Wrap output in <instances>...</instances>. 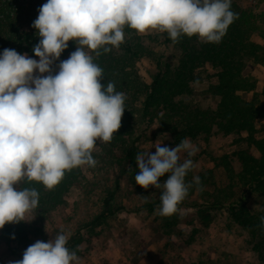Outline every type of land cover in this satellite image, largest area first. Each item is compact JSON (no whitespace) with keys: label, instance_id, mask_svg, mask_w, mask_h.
<instances>
[{"label":"clouds","instance_id":"9594fccd","mask_svg":"<svg viewBox=\"0 0 264 264\" xmlns=\"http://www.w3.org/2000/svg\"><path fill=\"white\" fill-rule=\"evenodd\" d=\"M237 18L231 0H47L32 24L40 37L33 48L39 60L14 49L0 54V229L26 221L38 207L39 193L20 189L22 180L53 189L66 171L95 167L97 142L110 143L120 129L126 96L113 82L101 83L103 69L90 51L100 56L109 45L118 48L125 26L138 34L167 32L173 43L186 35L218 44ZM69 41L76 51L53 75ZM161 145H153L155 153L137 154L135 183L161 190L159 214L167 217L188 195L192 185L185 178L198 148L188 138L174 148ZM193 181L201 183L198 176ZM67 241L62 231L54 240H38L12 264H73L78 256Z\"/></svg>","mask_w":264,"mask_h":264},{"label":"trees","instance_id":"16d2710c","mask_svg":"<svg viewBox=\"0 0 264 264\" xmlns=\"http://www.w3.org/2000/svg\"><path fill=\"white\" fill-rule=\"evenodd\" d=\"M41 2L0 0V54L5 49H14L19 54L36 57L33 48L39 43L40 37L32 24L39 15ZM231 10L238 18L218 44L204 43L196 36L190 38L186 35L173 43L168 33L163 32L164 41L180 51L179 57L173 63L156 61L157 67L150 75L149 83L139 79L132 70L135 61L148 56L150 51L142 42L140 34L127 26L124 29V42L118 48L109 45L110 52L104 53L101 49L100 56L91 51L89 54L103 69L101 83L106 85L109 81L113 82L115 90L123 92L126 98L134 91L136 96L141 95V119L152 121L162 132L171 134L175 146L184 138L192 140L207 137L214 128L225 136H237L244 143L237 145L231 154L223 155L220 163H217L225 176L220 183L214 181L211 171L194 174L190 170L185 180L192 186L182 203L196 208L203 226L210 223L211 210L224 207L230 220L247 231L251 249L264 264V224L261 223V217H264V82L257 91L255 80L244 73L247 61L264 67V45L253 37H264V11L260 14L251 13L237 0H231ZM68 45L59 61L65 58L67 52L76 51L77 47L72 42L69 41ZM205 66L212 73L205 80V88L198 92L194 84L204 82L201 76ZM246 92H251V96H245ZM199 93L202 103L193 102ZM207 98H215V104L203 103ZM137 141L138 134L129 132L123 113L121 127L109 144L122 146L123 157L116 159L119 175L127 177L137 191L145 194V189L135 183V175L139 172L135 159ZM97 156L94 150L93 158L96 160ZM196 176L200 178V185L193 181ZM83 177L82 166L66 171L63 180L51 190L40 182L28 181L26 178L22 180L18 185L20 189H35L39 193L38 207L26 215V221L9 223L0 229V243H4L13 255L20 257L24 253L20 246L27 241L31 231L39 229L48 214L64 202L70 190L80 185ZM160 179L165 181L167 174ZM114 182V186L105 191L102 210L85 223V228H91L113 214L112 201L118 187L117 177ZM240 188V193H246L247 197L250 193L260 197L256 209L248 207L243 195L235 197ZM195 193L200 201L192 199ZM145 202L149 211H157L162 235L167 238L174 235L177 213L161 216L160 200L146 199ZM79 243V237L74 239L73 236L68 239L66 246L79 255Z\"/></svg>","mask_w":264,"mask_h":264},{"label":"rangeland","instance_id":"374dc122","mask_svg":"<svg viewBox=\"0 0 264 264\" xmlns=\"http://www.w3.org/2000/svg\"><path fill=\"white\" fill-rule=\"evenodd\" d=\"M237 1L251 13L260 14L264 11V0ZM45 3L47 0H42L41 5ZM140 36L150 53L137 59L132 71H135L139 79L149 83L150 75L157 67L156 61L173 63L179 57L180 51L173 44L164 41L162 33L157 30H150ZM253 37L264 45V37ZM70 42L77 47L74 41ZM70 54L71 51L67 52L61 61L68 59ZM27 55L39 60V57ZM61 61L57 60L52 65L53 75L58 73ZM211 73L212 70L205 66L201 76L204 82L194 84L198 92L205 88V80ZM244 73L255 80L256 90L259 91L264 82V67L247 61ZM135 93L134 91L127 96L124 115L129 132L138 134L137 154L147 150L155 153L153 145L156 142H162L161 146L174 148L171 134L162 132L154 122L141 119L139 109L142 97L136 96ZM200 94L192 101L202 103ZM244 95L250 97L251 92ZM215 102V98H207L203 103L214 105ZM239 140L237 136L223 135L216 128L207 137L190 140L198 148L195 156L191 157V171L194 174L211 171L214 181L220 183L225 176L217 163H220L223 155L231 154L237 145L244 144ZM95 152L98 154L96 166H82L84 177L80 185L70 190L64 202L48 214L39 229L31 231L27 241L21 245L25 248L20 246L22 250L25 251L38 240H54L56 234L62 231L68 239L73 236L74 239H80L78 247L81 253L77 255L78 261L73 264H261L248 243L247 231L230 220L224 207L211 210L210 223L203 226L199 222L196 208L186 205L185 202L181 203L177 211L176 233L169 238L162 235L157 211H149L145 204L146 199L160 200L161 190L150 186L145 190V194H142L127 177L119 175L116 159L123 157L122 146H111L109 143L98 141ZM184 158H187L186 154L182 153L181 159ZM116 177L118 187L112 201L113 214L105 221L85 228V223L102 210V198L105 191L114 186ZM160 182L164 181L160 179ZM241 190L242 188L235 197L243 195L248 207L256 209L260 197L253 193L247 197L246 193H240ZM194 198L201 200L196 193L192 196V199ZM22 258L23 253L16 257L4 243H0V264H12Z\"/></svg>","mask_w":264,"mask_h":264}]
</instances>
